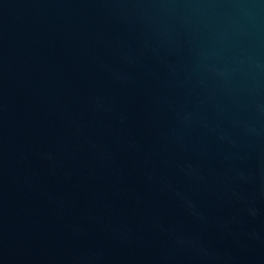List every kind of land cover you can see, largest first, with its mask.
<instances>
[{
	"label": "water",
	"instance_id": "1",
	"mask_svg": "<svg viewBox=\"0 0 264 264\" xmlns=\"http://www.w3.org/2000/svg\"><path fill=\"white\" fill-rule=\"evenodd\" d=\"M0 264H264V0H0Z\"/></svg>",
	"mask_w": 264,
	"mask_h": 264
}]
</instances>
